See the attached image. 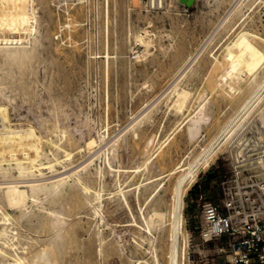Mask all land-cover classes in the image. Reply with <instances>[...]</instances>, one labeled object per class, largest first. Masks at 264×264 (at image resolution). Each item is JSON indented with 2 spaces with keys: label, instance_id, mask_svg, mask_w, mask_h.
<instances>
[{
  "label": "rangeland",
  "instance_id": "obj_1",
  "mask_svg": "<svg viewBox=\"0 0 264 264\" xmlns=\"http://www.w3.org/2000/svg\"><path fill=\"white\" fill-rule=\"evenodd\" d=\"M142 1L35 0L36 15L40 21L37 20L36 24V37L39 38V43L38 46L36 45L37 50L34 55L27 59L29 67H26L21 75L16 74L27 83V93L18 85H14V88H5L6 90L3 91L11 101L7 104L12 121L18 119L23 121L24 117L35 121L42 114L61 110L58 112L62 121L67 122L69 116L67 123L72 125L71 127L81 126L84 138L88 136L86 135L88 125L92 127L90 134L95 137L106 133L104 143L101 142L99 145L102 147L105 145V148H100L102 154L100 150L97 152V157L92 162L93 166L107 167L104 158L107 151L110 152L109 140L119 138L118 155L111 160V163L114 166L119 163L121 169L125 170L123 173L131 174L128 181L132 184L125 188L130 189L129 206L115 207L113 192L116 188L112 175L106 173L103 184L94 181L93 184L97 188L103 187L100 212L92 214L89 206L79 205L66 216L69 222L77 220L75 236L77 246L75 250L68 249L69 260L66 264H80L83 263L84 258H89L90 264H145L142 257L150 260L149 254L141 251L143 249L136 245L135 237H139V231L136 230L139 229L133 222L136 217V222L140 221L137 199L143 201L146 197L145 204L143 203L141 207L144 208L153 198V193H149L153 186H148L151 183H146L148 180L145 178L153 173L163 172L155 176L153 183L155 185L164 177L162 184L165 182L164 187L167 189L165 194H168L173 175H167V170L179 159L192 161L210 140L211 152L208 165L203 163L199 165L194 180L184 196V233L179 235L178 250L182 256L180 264H217L220 258L226 256L221 251V248L225 247L226 240L215 242L202 239L199 232L204 222L196 199L204 192L219 197V181L232 167L238 144L246 142L251 145L258 136L262 134L264 136V126L257 119V113L253 112L245 119L239 118L238 112L235 113L238 101L232 103L229 99H220L209 87L203 85L202 79L212 55L219 54L222 44L232 38L237 28L246 26L264 36V0H193L189 5L180 0H153L154 4L151 0ZM234 21L236 25L226 31ZM43 35L45 36L42 37ZM139 35L143 39H138ZM195 50H199V54L187 64L186 74L181 82L190 87L191 91L205 89L204 97L208 110H205L203 119L194 122L193 130L189 132L187 122L191 116L173 111L167 90L168 84L178 74L176 69L181 59ZM151 58L154 63V60L158 59L159 64H154ZM171 72L175 74L172 75V79ZM214 96L215 98L212 99ZM57 102H60L59 105ZM45 106L49 107L44 108ZM231 115L234 121L230 122L228 131H225V134L222 133L223 131L218 132L220 125ZM76 122L79 125H75ZM236 124H238L237 129L231 133V127ZM135 128L141 132L138 137L135 136V143L131 149V135L137 130ZM76 133L77 131L74 130L71 166L85 162L92 156L95 157L94 151L98 148L94 146L93 152L88 153L84 149L80 150L82 147L77 145L83 140H75ZM151 136H155L153 144L156 146L157 142H163L152 159V164L155 161L156 165H152L149 171L142 170V166L135 169L142 164L141 151L144 147L142 145H145L146 138ZM53 138L56 139V135H53ZM165 151L169 154L163 155ZM56 167L62 168L60 164ZM139 183L141 184L137 187ZM144 188H147V191L146 189L144 191ZM36 210H39L37 206L34 207V211ZM8 211L11 210L8 208ZM84 215H88L85 216L87 219L83 217ZM33 220L28 222L21 219L13 224L15 228L13 229L21 238L34 243L44 238L46 232L36 225V220ZM103 246H109V249L103 250ZM162 263H166L164 255L163 257L160 255V264Z\"/></svg>",
  "mask_w": 264,
  "mask_h": 264
},
{
  "label": "bare ground",
  "instance_id": "obj_2",
  "mask_svg": "<svg viewBox=\"0 0 264 264\" xmlns=\"http://www.w3.org/2000/svg\"><path fill=\"white\" fill-rule=\"evenodd\" d=\"M134 1L141 2L142 0ZM180 1L187 5L193 2V0ZM151 2L154 4L153 0H151ZM238 5L239 4H237V7ZM42 8L45 9L44 7ZM36 12L35 0H0V264H66L69 260L67 257L68 249H74L77 246V240L75 237L77 220L69 222L67 221L66 216L70 215V213H72V211L79 205L89 206V209L92 210V212L90 211L92 214L100 212L103 187L99 186V188H97L93 183L97 180L100 184H103L106 173L112 175V180L115 184L114 187L116 190L113 192L115 195V207H117V205H121L120 207H122V205L129 206L128 195L130 194H128V191L130 189L125 188L132 184L128 181L131 174L123 173L125 170L121 169L119 163L115 166L111 163V160L118 155V148L120 146L119 138H115L112 141L109 140L110 152L107 151V155H105L106 153L104 151V160L106 159L107 164V167L104 168L97 164V166H93L92 162L97 157V152H99L102 147V145L99 146L100 143H104V134L106 133L103 132L104 134H98L97 137L93 136L90 134V128L92 127L86 123L87 121L85 122L89 126L87 130L88 133L86 132V135H88L87 138H84V132L80 129L81 126L78 128L77 126L71 127L72 125L70 126L69 123H67L69 122V116L67 122L64 120L66 123L62 121L58 112L61 110H55V112L49 111L50 113H46L49 114V116L42 114L46 116L41 115L40 117L38 114L39 118L35 121H32L27 117H24L23 121H20L21 119H18V121H12V116H10L9 113L10 108H8L7 104V102L11 103V101L3 91L8 87L14 88V85H18L20 89H25L26 91L27 83L16 74L21 75L26 67H29L27 59L31 58L34 55V52H36L35 50H37L36 45L39 43V38L36 37V24L37 20L39 21V18L37 17ZM46 15L48 16L47 13ZM235 25L236 21H234L226 31L232 29ZM237 29L238 30L235 31V34L233 33L234 35L231 36L232 38L228 39L229 41L227 40L228 42L225 44H222L223 48L221 47L219 54L212 55V59L207 67L204 77L202 78L203 85L206 86V88L209 87L213 93L215 92L216 95L220 97V99H229L232 103L238 101L236 108L237 111H235V113L238 112V115H240L239 118L242 117V119H245L255 112V114L257 113L258 115L257 119H259L264 126V36L250 30L246 26H240ZM44 36L45 35L42 37ZM138 39H143V37L139 35ZM58 47L56 46V48ZM193 52L187 54L181 59L182 61L180 62L178 69H176L178 70V74L174 76L175 74L173 75V72H171V79L173 76L174 79L168 84V90L165 88L170 98V105L173 111L175 113L191 116V119L187 122L189 132L193 130L194 122L203 119L206 113L205 110H208L206 109L207 101L204 97L205 89L191 91L190 87L182 84V78L186 74L185 69L187 64L190 61L192 62L199 54V50ZM154 61L155 63L152 59L154 64H159L160 62L158 59ZM181 68L183 69L181 70ZM6 79L9 80L7 81ZM164 90L163 92H165ZM211 93L212 92H210V94ZM9 94H11V92ZM52 97L53 96H51V99H53ZM209 98L211 97L209 96ZM213 98H215V96L212 97V99ZM57 103L59 105L60 102ZM46 107L47 106L44 108ZM39 110L37 112H39ZM68 115L70 114L68 113ZM232 115L227 117L220 125L218 132L223 131L222 133H224L225 131H228V127L232 121ZM81 120H83V118H81ZM182 120L183 119H181L180 122H182ZM238 124L231 127V133L237 129ZM75 125L79 124L76 122ZM74 130L77 131V137L75 140H83V144L81 143L82 145H77V147H82L80 150L84 149V151L88 153L93 152L95 149L94 146H97L98 148L94 151L96 154L95 157L92 156L85 162L71 166L72 162L70 160H72L71 158L74 152V148H71L72 141L74 140ZM140 132L139 129L133 131L130 143L131 149L132 145L135 143V136L138 137ZM53 135H56V139H54L55 137L53 138ZM146 140V143H144L145 145H142L144 146L141 151L143 157L142 164L136 166L135 169L142 166V170L149 171L151 170L152 165H156V163H154L155 161L152 164V159L156 156L155 153H157L156 151L160 148L163 142H157V146L156 144H153L155 136L148 137ZM208 143L210 144L211 140ZM209 144L206 145L192 161L179 159L167 170V175H173L171 182H168V194H165L167 191L166 187H164L165 182L162 184L164 177L159 179L155 185L153 183L156 179L155 176H158L163 172H156L157 174L153 173L145 178L148 180L146 183L152 184L148 186H153L149 192L153 193V198L149 203L147 202L148 205L144 208L141 207L145 202L146 197L143 201L140 200L141 203L139 201L140 198L137 199L140 207L138 213L140 221L138 220V222H136L135 219L137 217L134 219L135 221L133 220L134 225L136 224L139 229L136 230L139 231V237L137 235V237H135L137 238L136 245L143 249L141 251L146 252L149 254L148 256H150V260L142 257L145 264H160V255L162 257L163 255L165 256V264H180L182 256L179 254L178 241L179 235L184 233V196L189 189L191 182L194 180L199 165L201 163L208 165V158L211 152ZM103 146L104 147L102 148H105V145ZM239 147L240 144H238L236 151H239ZM106 149L108 150V148ZM166 153L169 154L168 151H165L163 152V155ZM57 164H60L62 168H57ZM133 172H135V170ZM140 184L141 183H139L137 187H139ZM147 188H144V191L145 189L147 191ZM140 193L141 192H139V195ZM36 206L39 210L34 211V207ZM8 208L11 211H8ZM85 216L88 215H84L83 217ZM33 218L36 220V225L46 232L44 238L34 243L21 238L13 227V224L21 219L31 222ZM85 218L87 219V217ZM99 241L98 243L100 244ZM108 249L109 246H103V250ZM105 254L107 253L105 252ZM70 259H72V257ZM84 259L83 263L80 264H90L91 261L89 262V258ZM71 263H73V261Z\"/></svg>",
  "mask_w": 264,
  "mask_h": 264
},
{
  "label": "built area",
  "instance_id": "obj_3",
  "mask_svg": "<svg viewBox=\"0 0 264 264\" xmlns=\"http://www.w3.org/2000/svg\"><path fill=\"white\" fill-rule=\"evenodd\" d=\"M238 148V146H237ZM216 205L202 194L196 199L204 241L226 240V256L217 264H264V136L240 144L232 167L219 181Z\"/></svg>",
  "mask_w": 264,
  "mask_h": 264
},
{
  "label": "crops",
  "instance_id": "obj_4",
  "mask_svg": "<svg viewBox=\"0 0 264 264\" xmlns=\"http://www.w3.org/2000/svg\"><path fill=\"white\" fill-rule=\"evenodd\" d=\"M192 189V188H191ZM191 189L189 191H191ZM191 193V192H190ZM203 196L206 200H209L211 201L212 203L216 204V205H219L220 204V201H219V197H216L215 195L214 196H211L207 193H203Z\"/></svg>",
  "mask_w": 264,
  "mask_h": 264
}]
</instances>
